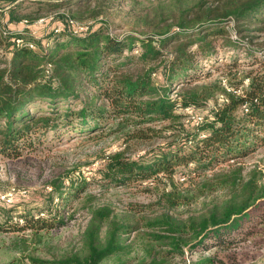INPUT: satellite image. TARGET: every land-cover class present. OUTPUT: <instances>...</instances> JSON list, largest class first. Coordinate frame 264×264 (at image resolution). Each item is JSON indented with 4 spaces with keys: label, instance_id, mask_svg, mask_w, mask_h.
I'll return each instance as SVG.
<instances>
[{
    "label": "trees",
    "instance_id": "trees-1",
    "mask_svg": "<svg viewBox=\"0 0 264 264\" xmlns=\"http://www.w3.org/2000/svg\"><path fill=\"white\" fill-rule=\"evenodd\" d=\"M27 2L38 7L24 9ZM82 4L0 0V153L18 156L50 132L114 137L122 149L98 170L103 186L159 179L171 187L157 201L167 211L152 217L140 209L118 220L110 207L92 209L81 236L83 256L59 264H100L130 253L131 233L145 254L139 264H169L185 247L232 248L264 220V170L244 161L264 148V0H199L160 30L157 41L119 38L100 27L76 34L65 9ZM50 15L60 32L54 28L43 37L7 29L37 25ZM218 47L240 51L244 59L235 55L221 64ZM206 64L224 73L225 83H194L210 76ZM209 101L215 108L200 123L185 122L187 109ZM131 148L146 151L134 158ZM178 170L194 182L189 189L173 182ZM84 185L75 193V185L52 183L61 199L77 196ZM199 199L204 201L197 213L170 215ZM32 217L25 218L31 229L48 226ZM215 258L201 263L215 264Z\"/></svg>",
    "mask_w": 264,
    "mask_h": 264
},
{
    "label": "rangeland",
    "instance_id": "rangeland-1",
    "mask_svg": "<svg viewBox=\"0 0 264 264\" xmlns=\"http://www.w3.org/2000/svg\"><path fill=\"white\" fill-rule=\"evenodd\" d=\"M82 1L84 4L78 7L71 6L65 9V14L78 24L90 28H103L119 38L133 36L137 39L153 38L154 41L160 39L158 35L160 30L177 21L181 10L199 2V0ZM36 7L38 6L27 2L24 9ZM54 28L56 24L50 22L43 26L24 24L21 27L14 25L7 27L11 31L23 29L26 34L43 37L48 36ZM218 50L221 53L218 62L221 64L229 61L231 56L242 55L240 51H232L230 48ZM7 56L11 57L10 54ZM204 72L210 73V76L194 83H211L216 80L225 83V74L212 69L209 64L205 65ZM213 108L215 102L209 101L204 107L187 109L189 117L185 122L198 124ZM58 133L40 134L31 141L30 146L22 149L18 156H4L0 153V206L8 208L5 209L6 213L0 212V264H59L76 255L82 257L84 251L81 236L90 219V211L97 207H110L118 220L140 209L147 217L167 211H162L163 206H158L157 203L162 192L170 190V183L166 180L161 182L159 179H150L141 185L101 184L98 170L107 163L108 156L122 149L114 137L98 138L96 135L88 137L76 133L64 136L65 133L62 135ZM144 148L137 151L131 148L129 154L134 158L138 157L145 153ZM244 161L247 165L259 164L264 170V148ZM53 182L62 185L63 188L75 185L74 192L80 185L84 183L85 185L82 192H77L79 193L77 196L74 194L72 198L66 199L67 196H64L61 199L52 186ZM173 182L180 190L189 189L194 183L184 170H178ZM211 197L217 199L221 196L214 194ZM203 201L199 199L170 210V215L184 219L189 214L197 213ZM46 206H50L49 214L42 213ZM31 216L35 219L39 216L46 219L48 226L44 229H31V225H28L25 219H31ZM60 221L63 223L60 224ZM247 231L249 234L240 236L239 242L232 248L222 250L210 247L208 250L196 251L185 247L184 253L169 260V264H202L204 258L212 255L216 257L215 264H264V220L255 223ZM126 243L131 245L130 253L123 252L100 264H139L145 257L140 241L131 233L127 236Z\"/></svg>",
    "mask_w": 264,
    "mask_h": 264
},
{
    "label": "built area",
    "instance_id": "built-area-1",
    "mask_svg": "<svg viewBox=\"0 0 264 264\" xmlns=\"http://www.w3.org/2000/svg\"><path fill=\"white\" fill-rule=\"evenodd\" d=\"M53 20V15H50L49 17H42L37 21V25H45L48 22ZM68 23L70 25V27L72 28V30L74 31V33L76 34H80V33H86L89 29L90 26H83L78 24L76 21H74L73 19H68ZM60 30H62V26L61 25H56V31L60 32ZM235 33H233V38H236ZM22 41L20 39L17 40V44L21 45ZM30 47L33 48L34 46L32 44H30ZM245 83H248V81H246ZM237 93H240V90L237 91ZM245 108V106H244Z\"/></svg>",
    "mask_w": 264,
    "mask_h": 264
}]
</instances>
